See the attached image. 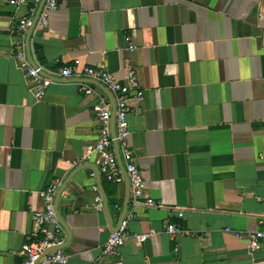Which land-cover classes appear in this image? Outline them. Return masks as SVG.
<instances>
[{"label":"crops","instance_id":"1","mask_svg":"<svg viewBox=\"0 0 264 264\" xmlns=\"http://www.w3.org/2000/svg\"><path fill=\"white\" fill-rule=\"evenodd\" d=\"M15 14L0 0V264L18 263L42 237L32 215L50 184L59 249L78 264H264V242L248 246L264 229V0H60L32 33L30 54L48 71L105 66L123 80L136 69L145 97L132 101L130 145L163 207L133 205L126 179L100 173L99 154L78 161L108 90L92 83L85 94L67 79L37 98L13 57ZM129 214L131 233H156L102 255ZM168 222L184 232L171 237Z\"/></svg>","mask_w":264,"mask_h":264},{"label":"built area","instance_id":"2","mask_svg":"<svg viewBox=\"0 0 264 264\" xmlns=\"http://www.w3.org/2000/svg\"><path fill=\"white\" fill-rule=\"evenodd\" d=\"M8 3L16 9L8 29L14 37L13 57L18 67L31 78L32 91L37 98H41L52 83L67 79L74 80L85 94L94 92L92 83L102 84L108 90V94L101 96L93 106L99 125L96 141L85 147L84 155L78 161L91 160L94 154H99L101 158L96 164L100 173L112 183H122L126 179L133 205L143 203L146 207H163V202L154 199L146 190L142 170L136 163L130 145L129 116L134 111L132 101L141 104L145 97V89L136 69L129 67L123 80L105 66L69 63L58 65L53 71L46 70L30 54L31 36L35 29L48 27L50 15L59 7L60 0H8ZM57 190V184H50L41 190L43 208L34 211L32 218L40 226L42 237L25 243L22 247L23 258L15 264H78L59 249L65 238L64 227L55 206ZM102 206V197L97 193L96 207L102 209ZM132 217V214L123 217L119 225L109 232L102 247V255L118 253L130 238L143 242L156 233L155 230L131 233L128 229ZM166 231L171 237L184 232L181 225L175 222H168ZM263 242L264 229L248 234L249 249L258 250ZM93 264L125 263L123 260H115Z\"/></svg>","mask_w":264,"mask_h":264}]
</instances>
